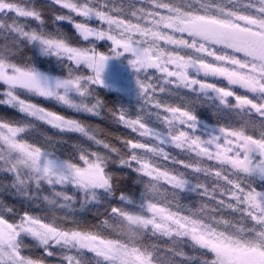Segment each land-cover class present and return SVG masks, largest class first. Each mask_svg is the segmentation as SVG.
<instances>
[{"label": "snow or ice", "instance_id": "1", "mask_svg": "<svg viewBox=\"0 0 264 264\" xmlns=\"http://www.w3.org/2000/svg\"><path fill=\"white\" fill-rule=\"evenodd\" d=\"M0 264H264V0H0Z\"/></svg>", "mask_w": 264, "mask_h": 264}, {"label": "rangeland", "instance_id": "2", "mask_svg": "<svg viewBox=\"0 0 264 264\" xmlns=\"http://www.w3.org/2000/svg\"><path fill=\"white\" fill-rule=\"evenodd\" d=\"M105 80L108 84L114 85L120 91H112L128 97L135 88L134 76L127 62L123 59L109 61L105 72ZM124 90H127V94Z\"/></svg>", "mask_w": 264, "mask_h": 264}, {"label": "trees", "instance_id": "3", "mask_svg": "<svg viewBox=\"0 0 264 264\" xmlns=\"http://www.w3.org/2000/svg\"><path fill=\"white\" fill-rule=\"evenodd\" d=\"M109 96H110V97H117V96H120V97H123V98L125 99V101L128 100V97L123 96V95H121V94H118V93H116V92H112V91L109 92Z\"/></svg>", "mask_w": 264, "mask_h": 264}]
</instances>
